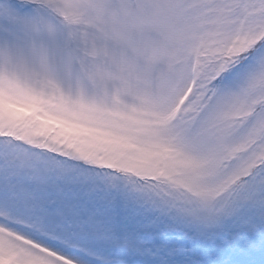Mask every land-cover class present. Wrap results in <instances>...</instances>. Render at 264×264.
Masks as SVG:
<instances>
[{"label":"snow or ice","instance_id":"1","mask_svg":"<svg viewBox=\"0 0 264 264\" xmlns=\"http://www.w3.org/2000/svg\"><path fill=\"white\" fill-rule=\"evenodd\" d=\"M0 264H264V0H0Z\"/></svg>","mask_w":264,"mask_h":264}]
</instances>
